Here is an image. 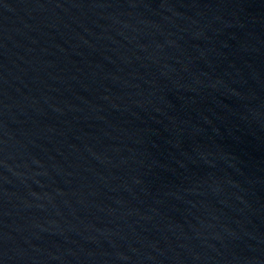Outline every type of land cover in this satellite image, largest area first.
<instances>
[{
	"label": "water",
	"instance_id": "95a60500",
	"mask_svg": "<svg viewBox=\"0 0 264 264\" xmlns=\"http://www.w3.org/2000/svg\"><path fill=\"white\" fill-rule=\"evenodd\" d=\"M0 264H264V0H0Z\"/></svg>",
	"mask_w": 264,
	"mask_h": 264
}]
</instances>
